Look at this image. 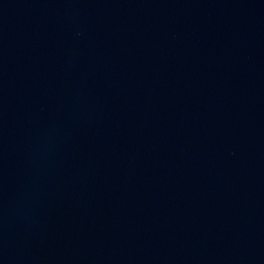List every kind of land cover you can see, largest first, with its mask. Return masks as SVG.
Masks as SVG:
<instances>
[{"label": "water", "instance_id": "water-1", "mask_svg": "<svg viewBox=\"0 0 264 264\" xmlns=\"http://www.w3.org/2000/svg\"><path fill=\"white\" fill-rule=\"evenodd\" d=\"M0 264H264V0H0Z\"/></svg>", "mask_w": 264, "mask_h": 264}]
</instances>
